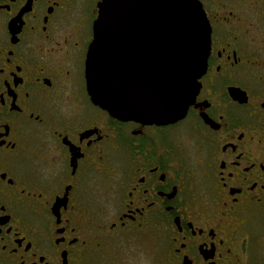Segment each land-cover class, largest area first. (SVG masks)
<instances>
[{
  "label": "flooded vegetation",
  "instance_id": "af4514ba",
  "mask_svg": "<svg viewBox=\"0 0 264 264\" xmlns=\"http://www.w3.org/2000/svg\"><path fill=\"white\" fill-rule=\"evenodd\" d=\"M102 0H0V264H264V0L210 34L170 123L93 103Z\"/></svg>",
  "mask_w": 264,
  "mask_h": 264
},
{
  "label": "water",
  "instance_id": "95a60500",
  "mask_svg": "<svg viewBox=\"0 0 264 264\" xmlns=\"http://www.w3.org/2000/svg\"><path fill=\"white\" fill-rule=\"evenodd\" d=\"M86 62L93 103L122 120L183 117L207 64L210 28L197 0H102Z\"/></svg>",
  "mask_w": 264,
  "mask_h": 264
}]
</instances>
